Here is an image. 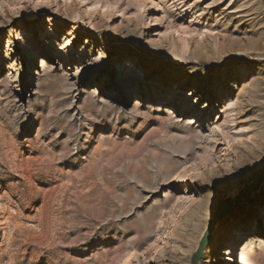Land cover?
<instances>
[{
  "label": "rangeland",
  "instance_id": "rangeland-1",
  "mask_svg": "<svg viewBox=\"0 0 264 264\" xmlns=\"http://www.w3.org/2000/svg\"><path fill=\"white\" fill-rule=\"evenodd\" d=\"M263 170L264 0H0V264H190ZM210 239L264 264V181Z\"/></svg>",
  "mask_w": 264,
  "mask_h": 264
},
{
  "label": "water",
  "instance_id": "water-1",
  "mask_svg": "<svg viewBox=\"0 0 264 264\" xmlns=\"http://www.w3.org/2000/svg\"><path fill=\"white\" fill-rule=\"evenodd\" d=\"M264 181V170L255 178L254 182L250 185L246 186L241 190L239 195L235 200L232 201H224L221 202L217 208L215 213L213 214L205 232L203 233L196 251L192 255L190 259V264H198L200 260L203 250L206 246L207 241L211 238L212 232L216 224L222 220L229 212H231L241 201V199L248 196L255 188H257Z\"/></svg>",
  "mask_w": 264,
  "mask_h": 264
},
{
  "label": "bare ground",
  "instance_id": "bare-ground-1",
  "mask_svg": "<svg viewBox=\"0 0 264 264\" xmlns=\"http://www.w3.org/2000/svg\"><path fill=\"white\" fill-rule=\"evenodd\" d=\"M218 145H220V143H218ZM223 145L225 151H228L229 153L232 152L231 151V146L229 144V142L227 143H224V144H221ZM262 148L259 149V151L261 150ZM233 150V149H232ZM253 152V155H254V158H252V160L250 161H247V162H243L244 160L240 158L241 160V164L239 167H237V170L240 171L238 174L237 172L235 173V180L231 181L228 185H227V188L229 189H232L236 187V185L238 183H240L241 181L245 180V177L248 176L247 173H245L246 171L245 170H250L252 168L255 167V163H254V159L256 158L255 154L257 153V151L255 152V150L252 151ZM231 154V153H230ZM249 154V153H248ZM247 154V155H248ZM252 155V156H253ZM251 157V156H250ZM248 157V158H250ZM204 161L202 159L199 158V161H197V163H203ZM187 167H191V166H187ZM245 171V172H244ZM241 173V174H240ZM245 173V175H243ZM180 209V207L178 208V210ZM181 210V209H180ZM181 213V212H180ZM200 213V210H195V212L192 211V213L188 214V221H186V223L184 224L185 225V228L190 231V229H192L193 227V223L195 221H198L199 217H198V214ZM176 214V213H175ZM182 214V213H181ZM173 217V216H172ZM186 218V217H185ZM175 219V217H174ZM175 222V221H174ZM211 239H209L208 241H210ZM207 241V242H208ZM207 244V243H206ZM210 245L215 248L217 245H218V239L215 238L214 240H212L210 242ZM224 262H234V261H231L229 258H224L223 259ZM215 264V262L213 263Z\"/></svg>",
  "mask_w": 264,
  "mask_h": 264
}]
</instances>
